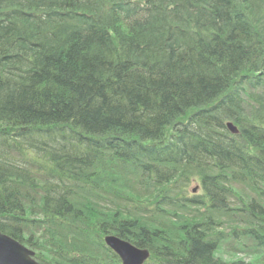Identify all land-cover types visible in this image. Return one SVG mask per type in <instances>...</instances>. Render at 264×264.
Instances as JSON below:
<instances>
[{
    "label": "trees",
    "instance_id": "16d2710c",
    "mask_svg": "<svg viewBox=\"0 0 264 264\" xmlns=\"http://www.w3.org/2000/svg\"><path fill=\"white\" fill-rule=\"evenodd\" d=\"M32 121L56 135L25 144ZM0 137V230L40 261L121 264L117 234L147 264H217L228 195L264 223V0H0Z\"/></svg>",
    "mask_w": 264,
    "mask_h": 264
},
{
    "label": "bare ground",
    "instance_id": "6f19581e",
    "mask_svg": "<svg viewBox=\"0 0 264 264\" xmlns=\"http://www.w3.org/2000/svg\"><path fill=\"white\" fill-rule=\"evenodd\" d=\"M44 90H51V89H44ZM26 134L24 136H21L22 140L25 142V144L34 146L38 141H39V136L42 137V141H44L46 138L50 139V137L55 136V132L51 128L45 127L38 121H32L31 123L25 124L22 127ZM90 136H95L94 134H87L83 128H79L76 135L70 139L71 142H73L76 146L85 144L86 142L89 141ZM124 140L131 142L133 139L131 138H125ZM195 140V138H193ZM81 143V144H80ZM0 144L4 146L3 152L1 153V157L3 158V161L6 159L7 155L6 153L9 151L8 149V141L7 139L0 137ZM201 145V144H199ZM203 145V144H202ZM209 146V145H207ZM7 147V148H6ZM6 155V156H5ZM9 166L16 167L18 169H25V170H30L31 173H33L35 165L33 163H29L23 156L19 155L18 157H15L14 160H10V163L8 164ZM156 169L162 171V172H168V167H160L159 164L156 163L155 166H153V170L155 171ZM29 173V172H28ZM26 173V175L28 174ZM57 179V178H56ZM148 182V180H147ZM57 183L60 186L59 181ZM143 183L146 184V179L143 180ZM42 187H46L45 185H42ZM35 189H36V184L33 180L28 182V193L35 199ZM32 205H36L35 201L32 200L29 202ZM246 214V211H245ZM258 214L261 215V212L259 211ZM33 216H30V218ZM238 219L235 220V223L232 225L236 230H237V235H236V240L238 245L231 249L229 252V255H231L233 252L236 250H241L245 254V258L249 264H264V258L261 256V253L263 252V244L255 242L254 240V235L255 232L261 231L262 234L264 235V223L257 222L256 224L251 221L249 225L245 228H239L236 225ZM28 227H31V224H27ZM248 233H251L252 236H248ZM227 250V249H223Z\"/></svg>",
    "mask_w": 264,
    "mask_h": 264
},
{
    "label": "water",
    "instance_id": "95a60500",
    "mask_svg": "<svg viewBox=\"0 0 264 264\" xmlns=\"http://www.w3.org/2000/svg\"><path fill=\"white\" fill-rule=\"evenodd\" d=\"M229 129L237 133L231 124ZM106 243L120 256L123 264H143L149 256L147 249L135 247L114 236H107ZM33 256L34 252L19 241L0 232V264H39Z\"/></svg>",
    "mask_w": 264,
    "mask_h": 264
},
{
    "label": "rangeland",
    "instance_id": "374dc122",
    "mask_svg": "<svg viewBox=\"0 0 264 264\" xmlns=\"http://www.w3.org/2000/svg\"><path fill=\"white\" fill-rule=\"evenodd\" d=\"M229 120H231V118H229V119H227V121H229ZM194 184H196V183H193L191 186H190V188H192V190H193V188H195L196 187V185H194ZM191 190V189H190ZM26 246H28L27 244H26ZM29 247V246H28ZM225 252H230V250H224ZM233 254L237 257V258H240V259H242V260H248V258L246 259L245 258V254L244 253H239V252H233ZM261 256L264 258V252H262L261 253ZM227 261H230V260H228V259H231V257H229V255L228 256H223ZM231 262H233V261H231ZM240 263H242V264H248L247 263V261L246 262H242V261H240ZM217 264H220L219 263V261H218V263Z\"/></svg>",
    "mask_w": 264,
    "mask_h": 264
}]
</instances>
